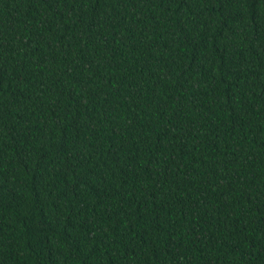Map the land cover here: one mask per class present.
I'll return each mask as SVG.
<instances>
[{"label":"trees","instance_id":"obj_1","mask_svg":"<svg viewBox=\"0 0 264 264\" xmlns=\"http://www.w3.org/2000/svg\"><path fill=\"white\" fill-rule=\"evenodd\" d=\"M0 264H264V0H0Z\"/></svg>","mask_w":264,"mask_h":264}]
</instances>
